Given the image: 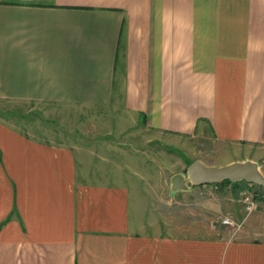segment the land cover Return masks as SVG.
<instances>
[{
	"label": "crops",
	"instance_id": "crops-1",
	"mask_svg": "<svg viewBox=\"0 0 264 264\" xmlns=\"http://www.w3.org/2000/svg\"><path fill=\"white\" fill-rule=\"evenodd\" d=\"M0 99L88 110L97 128L106 111L117 137L139 125L148 143L258 164L264 0H0ZM117 137L62 144L0 122V264H264L257 215L234 232L178 204L204 186L170 183L168 204Z\"/></svg>",
	"mask_w": 264,
	"mask_h": 264
},
{
	"label": "rangeland",
	"instance_id": "rangeland-1",
	"mask_svg": "<svg viewBox=\"0 0 264 264\" xmlns=\"http://www.w3.org/2000/svg\"><path fill=\"white\" fill-rule=\"evenodd\" d=\"M99 115L98 117L102 119L103 125L97 128L94 112L91 113L88 110L58 105L16 103L0 99V122L18 126L35 138L57 141L62 144H84L89 139H105L106 135L109 134L117 137V133L113 129L117 117H109L106 111L100 112ZM149 138H152V136L150 137L142 132L140 126L137 125L135 130L115 139L120 143L132 142L134 154L139 158L138 160L143 162V166L136 165L134 167L135 172H149L151 188L157 189L160 193L159 196L165 197V201L168 204H174L173 206H177V204L172 202L174 196L170 193V177L172 175L181 174L186 177L187 167L192 162L198 161V159L206 166L222 167L232 164L229 162L226 151L222 153L215 151L202 153L203 145L197 141L184 139L183 142L175 143L169 139L165 141L160 139V142L152 141L148 143ZM257 165L264 176V160H261ZM154 174L156 176L160 175V178L152 179ZM139 184L141 188L148 190L145 181H140ZM187 186H192V189L201 187L189 183ZM204 187L205 191L203 193L192 190L184 194L186 196L183 200H177L178 204H186L187 209L192 211L195 210V204H206L205 206L209 208V211L214 212L216 226L222 225L221 221L226 217L244 222L248 216L257 215V218H259L257 221L260 223L257 224L258 227L264 228L263 186L241 181L235 184L206 185ZM244 192L247 193L254 204V209L250 214L245 210L242 194ZM169 210L165 214L170 216L173 212ZM160 214L164 215V212ZM189 223L191 222L187 220L185 225L188 226ZM192 225L193 223H191Z\"/></svg>",
	"mask_w": 264,
	"mask_h": 264
},
{
	"label": "water",
	"instance_id": "water-1",
	"mask_svg": "<svg viewBox=\"0 0 264 264\" xmlns=\"http://www.w3.org/2000/svg\"><path fill=\"white\" fill-rule=\"evenodd\" d=\"M186 177L181 174L172 176V191L187 190V184L193 186L216 185L224 181L238 183L244 181L264 187V176L255 162H236L222 167L206 166L200 161L192 162L186 169Z\"/></svg>",
	"mask_w": 264,
	"mask_h": 264
},
{
	"label": "built area",
	"instance_id": "built-area-1",
	"mask_svg": "<svg viewBox=\"0 0 264 264\" xmlns=\"http://www.w3.org/2000/svg\"><path fill=\"white\" fill-rule=\"evenodd\" d=\"M242 194H243L245 210L248 214H250L254 209V204L252 203L251 198L247 195V193L244 192ZM243 223H244L243 221L238 222L234 220L232 217H226L221 221L222 226L229 228L234 232L240 231L243 227Z\"/></svg>",
	"mask_w": 264,
	"mask_h": 264
},
{
	"label": "trees",
	"instance_id": "trees-1",
	"mask_svg": "<svg viewBox=\"0 0 264 264\" xmlns=\"http://www.w3.org/2000/svg\"><path fill=\"white\" fill-rule=\"evenodd\" d=\"M220 184H235V183H231V182H229V181H224V182H222V183H220ZM217 185V184H216Z\"/></svg>",
	"mask_w": 264,
	"mask_h": 264
}]
</instances>
